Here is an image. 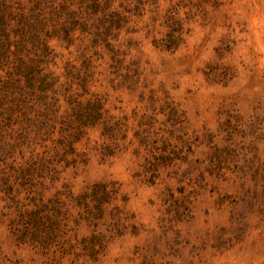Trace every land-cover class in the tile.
I'll list each match as a JSON object with an SVG mask.
<instances>
[{"label": "rangeland", "instance_id": "1", "mask_svg": "<svg viewBox=\"0 0 264 264\" xmlns=\"http://www.w3.org/2000/svg\"><path fill=\"white\" fill-rule=\"evenodd\" d=\"M155 2L116 3L126 20L104 38L41 33L58 118L12 150L0 131V264H264V0ZM170 14L175 50L155 43ZM94 101L105 123L66 150ZM94 184L114 190L100 212L80 198ZM56 199L32 224L25 213Z\"/></svg>", "mask_w": 264, "mask_h": 264}, {"label": "trees", "instance_id": "2", "mask_svg": "<svg viewBox=\"0 0 264 264\" xmlns=\"http://www.w3.org/2000/svg\"><path fill=\"white\" fill-rule=\"evenodd\" d=\"M210 1L215 0H200L203 4ZM27 2L29 6L24 5L20 0H0V131L8 128L15 135L12 142H7L8 150L21 144L34 143L44 136L50 138L55 134L59 99L55 98L56 78L51 72H44V67L48 64L47 59L51 55L49 45L41 34L44 29L53 28L56 33L53 36L68 42L76 31L92 34L96 39L104 38L108 36L106 32L110 31L111 27L126 20V17L114 7L116 3L126 13L130 11L128 7L144 11L145 6L156 5L155 0H28ZM156 11V8L151 10L154 14ZM163 18L168 31L164 39L155 43H161L167 50H175L182 41L181 25L171 14ZM92 28L94 30L89 32ZM48 31L46 30L45 34H48ZM43 41L46 43L45 46ZM82 110L77 111L75 124H67L63 130L65 134L60 146L66 150L75 149L74 144L80 139L84 128L102 122V108L99 101L88 103ZM102 123L104 124L105 121ZM15 125L18 128L14 127ZM105 126L106 130H113L116 124ZM5 144L6 142L2 144L0 142V146ZM43 161L45 162L46 159L40 157L39 163ZM113 193L114 190H110L105 184H94L90 192L84 193L80 198L85 200L86 196L92 197L96 207L95 212H100ZM56 200L46 204H35V209L25 214L32 224H39L41 220L48 219V216H40L42 213L49 214L50 211H56L55 208H58L60 203Z\"/></svg>", "mask_w": 264, "mask_h": 264}]
</instances>
